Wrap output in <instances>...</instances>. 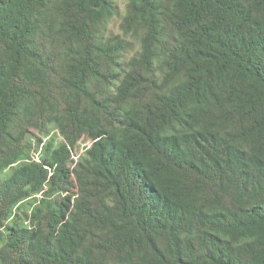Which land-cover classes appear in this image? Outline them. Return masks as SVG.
Wrapping results in <instances>:
<instances>
[{
    "label": "trees",
    "instance_id": "1",
    "mask_svg": "<svg viewBox=\"0 0 264 264\" xmlns=\"http://www.w3.org/2000/svg\"><path fill=\"white\" fill-rule=\"evenodd\" d=\"M125 1L0 0V264H264V0Z\"/></svg>",
    "mask_w": 264,
    "mask_h": 264
},
{
    "label": "rangeland",
    "instance_id": "2",
    "mask_svg": "<svg viewBox=\"0 0 264 264\" xmlns=\"http://www.w3.org/2000/svg\"><path fill=\"white\" fill-rule=\"evenodd\" d=\"M116 4L117 14L113 17L106 26L105 35L107 37H114L116 35H121L119 30V24L125 13V0H114ZM127 41L131 42L130 50L127 53H124L121 61H127L137 50V42L131 39L126 38ZM22 139L23 146L26 147V150L29 152V158L33 160H39L43 158L46 154L45 146H48L51 149H56L60 143L64 142L63 138L60 136L58 131L53 126L46 125H37L36 127L28 126L25 132L20 136ZM91 145V142L82 140L78 142L77 146L74 149L70 150L71 159L74 161L80 155L84 153ZM40 198V196H36ZM53 199L57 202L66 203V200H73L71 193L67 192H57L54 194ZM37 201L32 199L29 201V204L24 206V211L29 214L32 208L35 206ZM21 216V215H20ZM16 222H19L17 216L14 217Z\"/></svg>",
    "mask_w": 264,
    "mask_h": 264
}]
</instances>
